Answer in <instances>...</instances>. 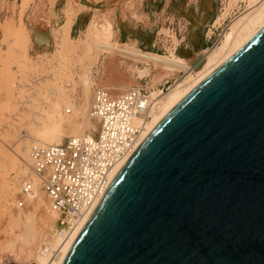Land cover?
Returning a JSON list of instances; mask_svg holds the SVG:
<instances>
[{
  "label": "water",
  "instance_id": "water-1",
  "mask_svg": "<svg viewBox=\"0 0 264 264\" xmlns=\"http://www.w3.org/2000/svg\"><path fill=\"white\" fill-rule=\"evenodd\" d=\"M62 264H264V26L139 144Z\"/></svg>",
  "mask_w": 264,
  "mask_h": 264
},
{
  "label": "rangeland",
  "instance_id": "rangeland-1",
  "mask_svg": "<svg viewBox=\"0 0 264 264\" xmlns=\"http://www.w3.org/2000/svg\"><path fill=\"white\" fill-rule=\"evenodd\" d=\"M247 8V0H0V147L8 154L14 153L17 138L2 135L1 126L9 120V114L27 106L34 91L41 89L45 94L50 82L51 87L67 92L76 87L80 94V86L76 85L80 67L88 70L94 88H108L114 94L132 88H141L147 95L154 91L166 93L183 76L182 71L158 69L151 62L119 52L109 55L93 47H88L89 59L84 58L81 43L92 24L109 25L111 40L120 48L168 58L172 52L195 70L200 55L213 48L230 22ZM58 37L67 38L75 48L65 53L66 61L59 64ZM61 64L69 70L68 75ZM62 110L65 117L75 113L68 101ZM14 174L11 170L6 175L2 170L0 182L1 175L7 182H14ZM20 192L16 191V202L8 206L14 219L18 207L26 213L34 210L32 200L23 198ZM53 219L56 230V217ZM18 230L9 216H0V264H35L33 256L18 254Z\"/></svg>",
  "mask_w": 264,
  "mask_h": 264
},
{
  "label": "bare ground",
  "instance_id": "bare-ground-1",
  "mask_svg": "<svg viewBox=\"0 0 264 264\" xmlns=\"http://www.w3.org/2000/svg\"><path fill=\"white\" fill-rule=\"evenodd\" d=\"M247 4L248 8L246 11L230 22L227 29H225L226 31L218 40L219 42L213 48L204 51L202 55L199 54V62H202L199 68L195 70L190 62L187 63L188 61L185 62L178 57L175 58L171 54L172 52H170L169 55L171 56L168 58L151 53H142L133 48H120L114 44L116 42L113 43L111 40L109 25L104 23L100 25L92 24L89 27L86 39L81 43L83 50L80 53L86 59H89L88 47H93L100 51H107L109 55L119 52V54L129 55L146 63L151 62L154 67H159L158 69L163 68L168 71L171 70V72H183V76L178 81H175L167 89L166 93L154 91L148 94L150 106L145 115V129L135 148L149 136L165 115L186 94L222 66L264 26V0H247ZM224 15L225 13L222 16L224 17ZM62 37H58L60 38V50L57 52L58 64L66 61L65 53H70L75 49L67 38ZM81 61L78 62L80 66ZM61 66L63 68L66 67L63 64ZM62 67L60 68L61 70ZM80 68L78 84H76L80 86V94H77L76 87L67 92L63 88L51 87L49 82L45 86V94L41 93V89L37 92L34 91L33 95L29 96V101L26 102L27 106L22 108L20 112L14 111L9 114V120L1 126L2 135L5 137H16L17 140L14 142V155L12 152L8 154L0 147V172L4 170L6 175L11 170L15 172V181L12 183L4 180L3 175H1L0 216L7 215V217H10L11 222L18 225L19 230L15 236V239L19 242L18 254L26 258L33 256L35 264H62L88 220L85 217L72 236L66 242H61L57 231L53 229V218L56 217V213L52 210L50 201L46 200L47 196L45 197L46 194L41 190L40 181L32 171L29 156L30 148L33 145H60L64 143L65 138L83 137L91 135L93 130L96 131L98 121L92 120L89 115L95 90L94 84L90 83L86 74L88 70ZM63 70H65L66 75L69 74L67 68ZM99 89L109 91L108 88ZM127 90L119 92L123 93ZM110 93L113 95L120 94H114L111 91ZM65 101L70 102L75 107V113L70 117H65L62 110ZM22 121H26L27 124L24 125ZM92 122L95 123V126ZM139 122L140 119H136L135 124ZM128 157L118 165L111 177L112 180L129 159ZM28 175L29 179H27ZM22 181L24 182L23 184ZM27 185L29 186V191L22 197L32 200L34 210L26 213L18 207L17 217L14 219L13 217L15 216H11L8 206L16 202V191L22 190ZM98 203L96 202L95 205L97 206ZM57 250L58 253L55 254L54 252Z\"/></svg>",
  "mask_w": 264,
  "mask_h": 264
},
{
  "label": "built area",
  "instance_id": "built-area-1",
  "mask_svg": "<svg viewBox=\"0 0 264 264\" xmlns=\"http://www.w3.org/2000/svg\"><path fill=\"white\" fill-rule=\"evenodd\" d=\"M149 106L148 95L141 88L118 95L95 88L89 114L98 121L94 133L67 138L60 145L30 148L31 168L57 215L61 242L72 236L85 217L89 218L118 165L139 146L135 148L145 129ZM136 119H140L137 124ZM28 191L27 185L20 195Z\"/></svg>",
  "mask_w": 264,
  "mask_h": 264
}]
</instances>
